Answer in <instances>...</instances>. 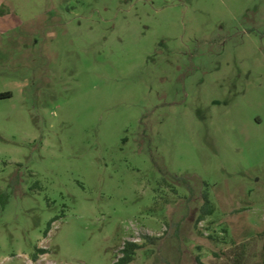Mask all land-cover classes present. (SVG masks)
<instances>
[{
	"label": "rangeland",
	"instance_id": "1",
	"mask_svg": "<svg viewBox=\"0 0 264 264\" xmlns=\"http://www.w3.org/2000/svg\"><path fill=\"white\" fill-rule=\"evenodd\" d=\"M0 95V264H264V0H0Z\"/></svg>",
	"mask_w": 264,
	"mask_h": 264
},
{
	"label": "trees",
	"instance_id": "2",
	"mask_svg": "<svg viewBox=\"0 0 264 264\" xmlns=\"http://www.w3.org/2000/svg\"><path fill=\"white\" fill-rule=\"evenodd\" d=\"M1 96V95H0ZM4 97H10L9 93H5L3 95ZM202 199H203V203L200 207L199 210V214L197 217V222L202 221L203 219H205L206 216L211 215L213 213L214 210V206L209 198V194L208 192H205L202 195ZM58 217H54L50 220L49 224H48V228L45 231V235H47L51 224L57 220ZM144 238L148 241H150L151 243H156V240L158 239L157 237H151L149 235H144ZM142 247L141 244L137 243L136 241H125L123 247L120 249V256L118 257V259L113 263V264H128L129 262H131L134 258V255L136 253L137 250H139ZM37 252H39V254H45L47 253V249L44 248H37L36 249ZM38 253H34L32 258L34 261H36L38 259ZM197 263L198 264H204L199 257L196 258ZM170 264V263H167Z\"/></svg>",
	"mask_w": 264,
	"mask_h": 264
}]
</instances>
